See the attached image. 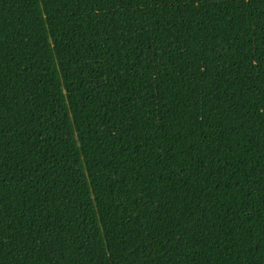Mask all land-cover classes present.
Listing matches in <instances>:
<instances>
[{
    "label": "trees",
    "instance_id": "trees-1",
    "mask_svg": "<svg viewBox=\"0 0 264 264\" xmlns=\"http://www.w3.org/2000/svg\"><path fill=\"white\" fill-rule=\"evenodd\" d=\"M0 264H264V0H0Z\"/></svg>",
    "mask_w": 264,
    "mask_h": 264
}]
</instances>
